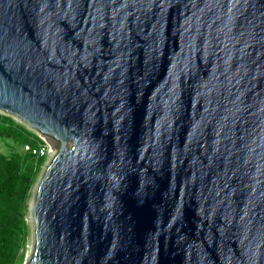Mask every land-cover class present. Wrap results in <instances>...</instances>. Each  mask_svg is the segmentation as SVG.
Here are the masks:
<instances>
[{
	"label": "water",
	"instance_id": "water-1",
	"mask_svg": "<svg viewBox=\"0 0 264 264\" xmlns=\"http://www.w3.org/2000/svg\"><path fill=\"white\" fill-rule=\"evenodd\" d=\"M0 110L57 149L28 264H264V0H0Z\"/></svg>",
	"mask_w": 264,
	"mask_h": 264
},
{
	"label": "trees",
	"instance_id": "trees-1",
	"mask_svg": "<svg viewBox=\"0 0 264 264\" xmlns=\"http://www.w3.org/2000/svg\"><path fill=\"white\" fill-rule=\"evenodd\" d=\"M0 140L10 145L0 150V264H20L26 243L28 199L45 157L33 152L42 139L12 116L0 113ZM10 140V142H8ZM25 144L31 149L20 152Z\"/></svg>",
	"mask_w": 264,
	"mask_h": 264
},
{
	"label": "rangeland",
	"instance_id": "rangeland-1",
	"mask_svg": "<svg viewBox=\"0 0 264 264\" xmlns=\"http://www.w3.org/2000/svg\"><path fill=\"white\" fill-rule=\"evenodd\" d=\"M0 113L6 114L5 112H3L1 110H0ZM7 115H9V114H7ZM10 116H12V115H10ZM12 117L16 121L27 126L30 130H32L35 134H37L42 139L43 143L41 144V147H42L41 155L45 157V161H44L43 165L41 166L40 171L38 172V175L35 179V183H34V186L32 189V193L28 199V207H27V214H26V220H27V224H28V235L26 236V243L21 249V254H20V259H19L20 264H28V262L31 258L33 244H34V220H33V214H32V207H33V203H34L35 196H36V189H37V186L39 184V181H40L45 169L47 168L50 160L52 159V157L56 153L57 149L38 130L31 128L26 122H23L20 118H18L16 116H12ZM8 142H10V140H8ZM27 146L28 145L25 144L23 147H21V146L18 147V149L20 152L29 150ZM0 150L3 152L9 153L11 151L10 145L4 140H0Z\"/></svg>",
	"mask_w": 264,
	"mask_h": 264
},
{
	"label": "built area",
	"instance_id": "built-area-1",
	"mask_svg": "<svg viewBox=\"0 0 264 264\" xmlns=\"http://www.w3.org/2000/svg\"><path fill=\"white\" fill-rule=\"evenodd\" d=\"M27 147H28V149H31L30 146H27ZM33 152L36 153V154H38V155H41L42 147L41 148H34L33 149Z\"/></svg>",
	"mask_w": 264,
	"mask_h": 264
}]
</instances>
